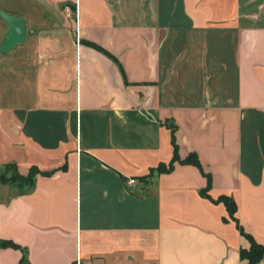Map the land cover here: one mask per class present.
Here are the masks:
<instances>
[{
  "label": "crops",
  "instance_id": "obj_1",
  "mask_svg": "<svg viewBox=\"0 0 264 264\" xmlns=\"http://www.w3.org/2000/svg\"><path fill=\"white\" fill-rule=\"evenodd\" d=\"M26 1L33 92L0 105V163L49 174L0 184V241L30 264H245L196 166L136 178L169 162L174 121L179 158L264 244V0ZM20 258L0 246V264Z\"/></svg>",
  "mask_w": 264,
  "mask_h": 264
},
{
  "label": "trees",
  "instance_id": "obj_2",
  "mask_svg": "<svg viewBox=\"0 0 264 264\" xmlns=\"http://www.w3.org/2000/svg\"><path fill=\"white\" fill-rule=\"evenodd\" d=\"M8 11V10H6ZM10 12V11H8ZM12 13V12H10ZM88 45L91 47L103 52L106 54L117 66L122 74L123 80L125 84H129L127 81L123 68L116 57L110 54L108 51L100 47L99 45L93 42H87ZM163 125H165L170 130V137H171V145H172V157L169 162H160L156 167L150 168L149 172L146 175L138 176L136 179L142 183H149L152 180L154 175L170 172L174 169V165L176 162L182 164H192L196 166L199 171L205 176L206 178V185L204 188L199 190V194L202 197L209 199L214 203H223L226 208L228 217H224L223 221L231 220L234 222L236 228L240 232V234L248 240V247H241L239 249V257L241 260L245 261V264H259L260 262H264V244L256 242L253 237L244 231L243 227L240 225L238 219L235 216V212L237 210V205L234 199L226 194H221L216 198H212L208 194V190L211 187V176L205 173L202 169V166L199 162V159L195 153H190L186 158L180 159L178 155V145L176 143L175 132L177 129L176 124L174 121L168 119L166 120ZM38 174H45L48 175L49 172H43L38 169L37 166L33 165L30 166L26 174H21L18 172V167L15 163H5L0 164V184L1 185H9L14 191V194H24L31 192L35 187V178ZM1 247H12L18 249L21 252V258L19 260V264H30L28 260V251L26 247H23L11 240H1L0 241Z\"/></svg>",
  "mask_w": 264,
  "mask_h": 264
},
{
  "label": "rangeland",
  "instance_id": "obj_3",
  "mask_svg": "<svg viewBox=\"0 0 264 264\" xmlns=\"http://www.w3.org/2000/svg\"><path fill=\"white\" fill-rule=\"evenodd\" d=\"M32 7L26 0H0V9L8 10L14 14L17 13V15L22 12H32ZM28 25L30 26L31 24ZM28 25L26 22V37L30 35L28 33L30 31L28 30L30 29ZM5 29L6 26L0 19V41ZM27 42L26 39L23 44L15 46L9 52L0 53V105L15 106L17 102L22 103L32 95L33 86L31 81L33 77L34 53L32 49L27 47ZM21 86L23 89H21ZM27 171L22 173L18 168V172L21 174H26ZM5 186L9 188L6 194L8 196L12 195L15 190L10 189L9 185Z\"/></svg>",
  "mask_w": 264,
  "mask_h": 264
},
{
  "label": "water",
  "instance_id": "obj_4",
  "mask_svg": "<svg viewBox=\"0 0 264 264\" xmlns=\"http://www.w3.org/2000/svg\"><path fill=\"white\" fill-rule=\"evenodd\" d=\"M0 19L6 26L0 41V53H6L25 42L26 19L4 9H0Z\"/></svg>",
  "mask_w": 264,
  "mask_h": 264
},
{
  "label": "built area",
  "instance_id": "obj_5",
  "mask_svg": "<svg viewBox=\"0 0 264 264\" xmlns=\"http://www.w3.org/2000/svg\"><path fill=\"white\" fill-rule=\"evenodd\" d=\"M65 11H69V7H65ZM135 179L134 178H130L127 183L128 184H131V185H134L135 184Z\"/></svg>",
  "mask_w": 264,
  "mask_h": 264
}]
</instances>
